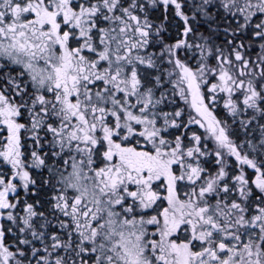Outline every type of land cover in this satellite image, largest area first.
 I'll return each mask as SVG.
<instances>
[{
	"label": "snow or ice",
	"instance_id": "1",
	"mask_svg": "<svg viewBox=\"0 0 264 264\" xmlns=\"http://www.w3.org/2000/svg\"><path fill=\"white\" fill-rule=\"evenodd\" d=\"M0 264H264V0H0Z\"/></svg>",
	"mask_w": 264,
	"mask_h": 264
}]
</instances>
